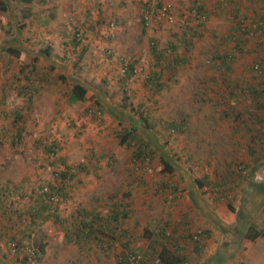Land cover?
Masks as SVG:
<instances>
[{"label":"rangeland","instance_id":"1","mask_svg":"<svg viewBox=\"0 0 264 264\" xmlns=\"http://www.w3.org/2000/svg\"><path fill=\"white\" fill-rule=\"evenodd\" d=\"M47 1L45 4L38 0L28 3L22 0H8L12 12L6 10L5 14L3 13L4 19L0 15V22H6L0 23V94L6 95L0 108L7 113L16 108L20 109L24 115L22 125L25 128L23 139L18 146L12 147L6 140L0 141V187L7 185L13 192L14 195L9 200L10 205L16 206V202L21 204L23 201L27 206V212L18 223L5 221L8 223L7 228L13 229L17 235L20 233L23 225L31 220L28 207L35 204L33 197L38 196V188L48 182L66 186L65 201L60 204L59 214L63 220H68V224L72 223L71 217L76 215L74 210L78 206L99 208L100 216H106L107 200L115 198L122 202L127 201L120 191H109L110 188L113 184L127 182L126 177L131 179L133 173L135 178L148 184L140 190L143 201L147 200L143 205L146 211H143L142 220L136 222L131 217L126 219V222L129 220L126 225L133 226L129 235L133 236L132 243L135 248L140 244L141 248L145 249L144 227L154 229L155 225L162 226L167 221L189 214L194 219V229L206 231L211 228L212 231L211 236L203 241L204 251L197 256L192 255L191 264H264V238L260 236L254 241H249L244 235L246 228L252 225L264 231V149L258 150L257 144L255 145L254 150L260 154L258 163L263 166L250 175L253 162L249 160L254 159L256 154L254 153V157V154L248 153L246 140H243L244 145L237 147L233 143L230 144L228 139L231 140L229 136L234 134L237 138L239 134L236 129L241 133L240 128L251 125L252 122L247 118H241L234 123L218 119L220 108L215 113L212 103L208 102L214 94H206L207 100L203 102L202 98L198 97L199 93L195 92L197 87L201 88V91L204 86L213 90L217 88V85L207 78L213 75H210L208 68L215 65L210 59L211 52L217 47L220 50L227 49L232 43L217 44L220 43L221 36L232 35L233 26L243 28L248 21L239 26L231 7L229 11H223L213 6L217 0H198V4L210 8L209 17L205 20L201 32L188 15L192 0H168L172 4L173 20L163 21L142 31L141 5L136 0H122L123 5L119 8L116 7L117 3L106 5L102 0V7L106 5V8L99 15L115 17L117 23L111 24L112 27L107 29L106 20L98 25L95 15L90 14L88 23L93 24L92 32L88 34L86 30L83 36L85 40L77 45L76 51L70 52L67 60H64L63 53L65 50L70 51L69 45L78 24L75 16L85 15L84 10L77 11L79 3H88L86 8L91 3L79 0L72 9L73 4L69 0ZM81 8L83 9L84 5ZM120 11H123V16ZM26 12L29 13L28 18L24 15ZM50 14L52 18L48 19ZM46 19L49 22L44 24ZM121 19L127 21L121 22ZM48 25L53 32L45 34ZM195 29L201 36L196 38L194 46L187 51L186 44L180 40L184 37L183 33ZM112 30L118 33L116 38L113 36L109 42L107 37ZM152 38L157 41L156 46L161 52V63L167 64L173 58L169 43L180 46L178 53L186 56L187 62L179 65L174 73L166 71L163 78L164 87L155 96L158 102L153 105L154 102L149 99L148 109L156 116L166 119L184 115L187 125L173 145L172 137L171 142L167 144L158 130L153 136H148L154 141L152 147L158 149L157 154L152 163L148 160L139 161L138 168L132 169L130 160L134 147L119 146L117 133L137 117L133 108H137L138 102L146 101V97L150 96L149 87L144 86V76L159 69L155 66L157 58L150 47ZM237 38L245 40V35ZM48 40L53 47L48 49L47 59L41 51L48 46ZM248 42L257 43L253 39ZM9 46L27 50L25 61L10 56L6 52ZM107 47L113 50L111 57ZM33 56L38 58L34 64L36 70L31 73L29 68L35 62ZM120 57L125 58L123 63L126 64L134 61L137 70H142L140 75L123 79ZM245 57L251 58L250 55L240 56L233 62L235 76L242 74L245 65H249L250 61ZM26 61L29 62L28 65ZM51 63L55 65L53 70L48 69ZM25 75L30 76V82L24 79ZM59 75L66 76V79L62 80ZM77 81L86 86L87 92L84 100L70 103L68 88ZM9 82L11 84L6 86ZM31 83L33 90L29 87ZM23 85L28 86L29 92L18 94ZM36 86L39 88H35ZM96 107L101 114L96 113L93 116L88 108L95 110ZM9 122L11 116L0 115V134L4 135V124L9 125ZM158 127L154 128L160 129ZM144 137L147 138L146 135ZM48 144L55 147L53 155L45 150ZM173 147L178 155L185 159L193 152L192 160L189 161L192 164L182 162L183 159L175 156ZM167 155H171L177 162L175 174H163L159 171L163 168L160 156ZM197 162L206 165L210 176L211 168L226 170L228 163L235 165L233 170L237 171L238 162L242 166L244 164V167L248 163L251 164L244 168L245 179L241 181L239 188L234 190L239 192L238 197L230 201L231 193L228 190L217 197V185L212 186L214 194L207 198L199 196L196 187L189 183V176L195 180L207 170L202 166L197 167ZM78 163L85 165L81 169L75 168L70 179H60L59 183L55 176L63 170V165L77 166ZM137 166L134 165L133 168ZM190 166L194 168L191 173L188 171ZM179 173L184 174L186 181H178ZM209 180L213 182V179ZM176 183L181 186L185 184L184 189L179 190L183 193L181 196H176L177 191L172 189ZM207 187L210 191V187ZM57 190L60 191L58 188ZM61 194L58 196L59 200H62ZM131 195L130 200L134 199L136 194ZM228 203L232 208H227ZM0 210L3 212L5 209ZM16 219L18 220H14ZM38 222L40 224L32 231L33 238L36 239L34 244L43 240L47 243L44 251L37 253V258L31 259L29 264L115 263L114 259L110 258L109 249L105 244L104 248L103 245H97L90 255L86 247L63 243L61 236L64 232L60 228V222L56 223L51 219ZM136 223L139 224L135 225ZM7 235L0 236V264H25L9 253L5 242ZM22 242L31 246L27 239ZM191 247L189 245L190 252L193 250ZM115 251L119 253L122 248L118 246ZM27 252L28 250L20 246L17 254L21 258Z\"/></svg>","mask_w":264,"mask_h":264},{"label":"trees","instance_id":"2","mask_svg":"<svg viewBox=\"0 0 264 264\" xmlns=\"http://www.w3.org/2000/svg\"><path fill=\"white\" fill-rule=\"evenodd\" d=\"M22 1L28 3L31 0ZM38 1L43 2L41 0ZM192 2V5L189 7V12L192 10L195 11L196 20L194 19V22L196 23V26L198 25L200 31L202 32L205 20L209 17L210 8H207L205 5L198 4V0H192ZM213 6L216 8L219 7L223 11H229L231 7V11L233 12L234 17L238 20L239 26L245 21H248V23H246L243 28L233 26L232 35L230 34L221 36L222 39L220 43L217 42V44L223 45L225 43H232L230 46L228 45L229 47L227 46L229 49L227 48L220 50L219 47L215 45L217 49L214 48V51L211 52L210 59L215 65H212V67L210 66L208 68L210 75H213L212 77L207 78H209L210 82H213L214 85H217V88L213 90L211 87L204 86L203 90L201 91V88L197 87L195 92L199 93L200 96L198 97L202 98L203 102L207 100L206 94L210 92L214 94L212 99L209 98L208 102L212 103L215 113L220 108L217 117L218 119L220 118V120L223 119L226 122L234 123L236 121H240L241 118H247L252 122L251 125L240 128L239 131L241 133H239L238 129H236L237 133L239 134L237 138L234 137L235 134L233 133V136H229L231 137V140L228 139L230 144L233 143L237 147L244 145L243 142L246 140L245 144H247L249 147L248 153L256 154V157L254 154V159L249 160L253 162V166H251L252 171L249 172L250 175H252L260 166H263L262 164L258 163L260 154L257 153L254 148L257 144L258 150H260V148L261 150L264 149V50L262 51L264 48V0H217ZM10 9L11 8L9 6L8 0H0V15L3 13L5 14L6 10H9L11 13L12 10ZM51 14L53 15V13ZM24 15L26 18L29 17L28 12H26ZM86 16H88V14H86ZM189 18H191L190 15ZM45 22L46 20L43 23ZM0 23L3 24L6 22ZM97 24H100V22ZM20 25L22 27L24 26V24ZM84 32V27L82 26L75 29V34H73L71 45H69V54L67 52V54L64 55V60H67V58L70 57V52L74 51L77 48V45L85 40L83 37ZM243 35H245V40H240L237 38V36L242 38ZM183 36V39L180 41L186 44V50L189 51V49L194 46L196 38L201 36V34L197 29H195L186 31L183 33ZM112 37L113 36L110 35L111 39L108 40L109 42L112 40ZM179 38H181V36ZM250 39L255 40L257 43L250 44L248 42ZM156 45L157 41L152 38L150 47L153 50L154 56L157 58L155 66L159 69L157 71H153L152 74L147 73L144 76L146 80L144 86L149 87V90L151 91L150 96L146 97V101L138 102L137 108H133V111H135L137 117H134L132 120H130L127 125H122L123 129L119 130L117 133V144L119 146H126L129 148L134 147V151L131 155L132 158L130 160L132 169L138 168L137 163L139 161L148 160L150 163H152L153 157L157 154L156 151H158V149H154L152 147L154 141L148 136H153L154 133L158 132L160 136L165 138L167 144L171 142L170 138L172 137L173 142H171V144L173 145L179 135L185 130L187 125V120L184 115L166 119L156 116L148 109L149 105L147 106V101L149 99L154 102L153 105H156L158 102V99L155 96L164 87L165 82L163 81V78L166 71L174 73L179 65L187 62L186 56H181L178 53L179 46L177 45L172 48L173 59L168 61L167 64L161 63V52L158 50ZM48 49L49 47L47 48V51L45 49L41 51V53L44 54L43 56L47 59L49 58ZM107 49L109 56L111 57L113 55V50L110 47H107ZM6 52L10 56L22 60H24V57L27 55V50L19 49L16 46L7 47ZM246 55L251 56V58L245 57L248 62L250 61L249 65H245L246 67L244 69L246 71L244 70L242 74L235 76L233 74V62H235L238 57ZM37 58V56H33V60L35 62H33V65L31 68H29L31 73L36 70V65L34 64L36 63ZM120 59L123 61L125 60L124 57H120ZM26 63L28 65L29 62L26 61ZM48 67L49 70H53L55 65L51 63L48 65ZM140 71L137 70L134 61H129L125 74L121 75H123V79H127L140 75ZM24 77L26 81H31L30 76L25 75ZM59 77L62 78V80L66 79V76L64 75H59ZM10 82L7 83L6 86L11 84ZM32 85L33 84L31 83V86L29 87L33 90ZM35 88H39V86H36ZM68 89L70 90V94H68V102L75 103L77 101L84 100L87 88L83 83L77 81L70 85V88ZM25 92H29V88L28 86L23 85L18 90V94H24ZM2 101H4V99H2ZM90 110V113L93 116L96 113L101 114V111L98 112L97 107L95 110L88 108V111ZM4 114L7 115V117L11 116V122L8 123L9 125L4 124V135L0 134V141L2 142L3 140H6L7 143H9L12 147H16V145L18 146L21 144L23 139L25 128L22 123H24V115L20 109L17 108L10 111L9 113H4V111H1L0 108V115ZM156 126H159L160 129H155L154 127ZM237 128L239 127L237 126ZM156 130L158 131L156 132ZM144 135H146L147 138H145ZM154 137L156 138L157 136ZM198 141L199 140H197V142ZM54 148L55 147L52 144L45 146V150L50 154L52 152L55 153ZM172 149L173 154L180 157L175 151V148L173 147ZM171 155H167V157L160 156L163 168H160L159 171L163 174H175L174 172L177 162H175ZM193 155L194 153L191 152L186 156V159L180 157V160L183 159L182 162L189 163L191 165L192 163L189 161L192 160ZM249 164L251 163L246 164L245 167ZM84 165L85 163H78L77 166L74 164H64L63 170L58 172L55 177L59 180V183L60 179L61 181L65 180V178L70 179L73 175L71 169H81L84 167ZM134 165L137 167L133 168ZM238 165V171L233 170L235 165L233 166L230 163H228V169L226 170L211 168L213 171L211 170L212 174L210 176L207 167H205L206 165L202 164L201 162H197L196 166H202L206 168L207 172H203V175L199 178H196L195 180H192L189 176V183L196 187L199 196L202 198H207L210 194H214L215 192L217 193L218 197V195H221L226 190H228V192L231 193L229 200H235L238 197L239 192L234 190H237L241 181H244L245 179L244 164L242 166L238 162ZM193 169L194 168L190 166L188 171L191 173L193 172ZM130 178L131 184L137 179L134 177L133 173ZM209 178L213 179V182H211ZM178 181H186L184 174H178ZM184 185V183L182 186L180 183H176L172 187L174 191H177L176 196H181L183 194L179 192V190H183ZM214 185H217L218 187L216 188H219L220 190L218 189V191L214 192V189H212V186ZM43 186H48L50 195L54 196L56 200H49V195L47 196L49 199H43L41 195H39V202L36 203V205H39L32 207L29 212L31 220L23 225V228L20 230L18 235L14 233L13 229L7 228L8 223L5 221L13 222L15 221V218H18L19 221L25 213H19V216H15V214L8 209H5L3 212L0 210V236L3 237L4 234H8V239L5 241L8 251L11 255L16 256V259L20 260L21 263L29 264L31 259L37 258V253L44 251V247L47 243L46 240L38 241L34 244L36 239L33 238L32 231H35L37 225L40 224L38 221L43 222L48 219H51L56 223L60 222V228L64 232L61 236L63 243L68 245H77L80 248L86 247L88 251H94L97 245H103L104 248L105 244V246L109 249L110 258H113L115 262L117 261L115 258H119L118 262L123 264L126 262L127 254L132 253L140 255V264H191L193 262L192 255L197 256L202 253L204 251L203 241L211 236V228L206 231L194 229V219L191 218L192 215L187 214L181 216L179 219L173 221L170 220V222L167 221L162 226L155 225L154 229L144 227L143 239L146 240L145 249H142L140 244L135 248L132 243L133 236L131 237L127 236V234H124V232H128L125 226L127 223V218L131 217L136 222H138L133 216V213H130L129 208H126L129 203H134L135 201L134 199L130 200L132 197L131 194H121L122 196L126 197V204H124L125 202H122V200L119 199H109L107 209L110 212L108 211L107 216L101 217V210L99 208L91 206H78L74 210V214L77 216L72 215V223L68 224V220H63L59 214L60 204L65 201L64 195L66 193H64V191L66 190V186L61 183L60 185H54L53 183L48 182L46 184H42L39 188ZM207 186L210 187V191ZM57 188L63 193L61 194ZM6 189H8L7 185H4L2 188L0 187V198L3 191H7ZM60 194L62 200L58 199ZM225 194H227V192ZM136 196L137 194L135 197ZM0 204H2L1 201ZM92 208L94 209L92 210ZM227 208H232L230 207L229 203L227 204ZM137 224L139 223H136L135 225ZM246 229L247 230H245L246 232L244 235L247 240L254 241L260 236L264 238V231L256 228L255 225H252ZM24 239L28 240L27 243L31 244L30 247L22 242ZM189 245H191V248L193 249L191 252L188 250ZM20 246L28 250V252L21 258H19L17 254ZM118 246L122 248V251L119 253L118 251H115V248ZM101 251H103V249H101Z\"/></svg>","mask_w":264,"mask_h":264},{"label":"crops","instance_id":"3","mask_svg":"<svg viewBox=\"0 0 264 264\" xmlns=\"http://www.w3.org/2000/svg\"><path fill=\"white\" fill-rule=\"evenodd\" d=\"M41 1H43L42 3H45V4H46V2H48L47 0H41ZM57 1H59V0H57ZM69 2H71V4H73L72 5V9H73V8L76 7V4L79 3V0H69ZM87 2L91 3V5L87 6V8H86V5L88 3H84L83 1L80 2L81 4L79 3V8L77 9V11H80V9L81 10H84L83 15L84 14L85 15L84 16H81V14H77L75 16L78 19V24L76 25V27L78 25H79L78 27L82 26V27L85 28L84 31L87 30L88 34H90L92 32V28H93V24H91V26H90V24L88 23V20H87V19H90L91 18L90 14H92V15L94 14L95 15L94 18L96 19V21H95L96 23H99V22H102V21L106 20L107 21V23H106V28L107 29H109V27L110 28L112 27V26H110L111 24H116L117 23V21H116L117 18H115V17H108V16H107L108 18L107 17H101L99 15V13H101L103 11V9L106 8V5H109V4H112V3H117L116 4V7H118V8H119V6L121 7V5H123L122 0H106V1L103 0V2L106 3V5H105L104 8L102 7V5H104V4H102V0H87ZM83 5H84V8L82 9L81 6H83ZM171 6H172V4H171ZM119 13H120L121 16H123V11H120ZM86 14H88V16H86ZM51 18H52V15L50 14L48 16V19H51ZM48 19H46V22L44 24H47L49 22ZM192 20H193V22L195 21L194 19H192ZM120 21L121 22H126L127 20L125 21V19H121ZM195 25H196V23H195ZM76 27H75V29H76ZM46 29H48V30H46ZM46 29H43L44 31L46 30L45 31L46 33L45 34H48L49 31L50 32H53L52 31V28L49 27V25L46 26ZM144 30L145 29L142 26V31H144ZM114 31L115 30H112L111 32L108 33V37H107L108 40L111 39L110 38V35L115 36V38H116L118 32L116 33ZM98 32H99V30H98ZM83 35H84V33H83ZM46 42H47V45L49 46V48H52L53 47V45H51V43H50V40H48ZM48 46L46 48H44V49L46 50L48 48ZM175 46H177V45H174L172 43L171 44L169 43V48H174ZM178 48H180V46ZM68 51L69 50H65L64 51L62 58H65L64 55L67 54ZM2 89L4 90V87H2ZM5 97H6V95H3L2 96V94H0V107H1V104H2V99H5ZM1 111H4V113L6 112L5 110H1ZM126 176H128V175H126ZM126 180H127V182H120L117 185L116 184H113L109 191L117 190V192L120 191L121 194L122 193H125V194H127V193L128 194H132V193L134 194L135 193V194H137V196L134 198V200H135L134 203H129L126 208L131 209L130 210V213H133V216L136 217V220L137 221H141L142 218H143L142 215H144L143 211H146V208L143 205H144L145 202H147V200L145 199L143 201L142 196H141L142 195V191L140 192V190L143 187H145L146 185H148V184L144 183L145 182L144 180L140 181L139 178L136 181H133L132 184L130 183V179H128L127 177H126ZM152 184H154V182ZM118 188H119V190H118ZM6 190L7 191H3L2 196L0 198V201L2 202V204H0V209H6L7 208L8 210L12 211L15 214V216H19V213H26L27 212V210H26L27 206H25L26 204L23 201L20 202L21 204H18V202H16L15 203L16 206L10 205V201L9 200H10L11 197H13L14 194H13V192L9 188L6 189ZM135 190H136V192H135ZM38 196L33 197L35 204L34 205L31 204V206L28 207L29 210H31L32 207L39 205V204L36 205V203L39 202ZM7 201H9L8 205H6V202ZM107 202H108V200L106 201V203ZM126 203H127V201L124 204H126ZM93 209L94 208H92V210ZM108 211L109 210L107 209V213H108ZM10 222H12V221H10ZM18 222L19 221L16 219L13 223L16 224ZM125 226H126L128 232H124V234H127V236H131V235H129V233L132 232L130 229L133 226H131L130 224L128 226L125 224ZM89 252H90V255H91V251H89ZM95 257H96V255H95ZM95 257H91V258H95ZM92 264H94V263H92ZM99 264H102V262H99Z\"/></svg>","mask_w":264,"mask_h":264},{"label":"built area","instance_id":"4","mask_svg":"<svg viewBox=\"0 0 264 264\" xmlns=\"http://www.w3.org/2000/svg\"><path fill=\"white\" fill-rule=\"evenodd\" d=\"M136 1L141 5V20L144 29L150 28L153 25H156L163 21L171 22L174 18L173 12L171 10L172 6L168 0H136ZM188 15H190L192 19H195L194 10L188 12ZM1 18L4 19L5 15L1 14ZM198 19H199V15H198ZM120 60L122 61L121 72L122 74H125L128 63L127 64L123 63L124 61L122 59ZM53 154L54 153L52 152L51 155ZM74 170L75 168L71 169V172H73ZM49 192L50 191L48 189V186H43L38 189L37 195H41L43 199H49L47 198V196L49 195L50 196L49 200L55 201L56 200L55 197L50 195ZM115 259L117 261L114 264H123L118 262L119 258H115ZM125 264H140V255L134 253L127 254V259Z\"/></svg>","mask_w":264,"mask_h":264}]
</instances>
